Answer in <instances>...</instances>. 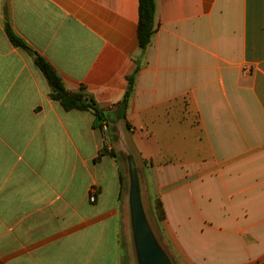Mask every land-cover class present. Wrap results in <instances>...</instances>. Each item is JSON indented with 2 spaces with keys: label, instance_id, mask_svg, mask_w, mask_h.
<instances>
[{
  "label": "crops",
  "instance_id": "obj_1",
  "mask_svg": "<svg viewBox=\"0 0 264 264\" xmlns=\"http://www.w3.org/2000/svg\"><path fill=\"white\" fill-rule=\"evenodd\" d=\"M138 23L139 0H0V264H87L107 244L121 264V153L178 264H264V0H156L145 51ZM39 56L111 115L139 64L119 141L50 98Z\"/></svg>",
  "mask_w": 264,
  "mask_h": 264
},
{
  "label": "trees",
  "instance_id": "obj_2",
  "mask_svg": "<svg viewBox=\"0 0 264 264\" xmlns=\"http://www.w3.org/2000/svg\"><path fill=\"white\" fill-rule=\"evenodd\" d=\"M156 0H139V23H138V41L139 47L145 51L152 41L154 35V22H155ZM6 34L13 46L24 50L25 52L32 53L30 46L20 38L14 30L6 24ZM35 65L41 71L43 76L48 82L50 87V98L58 102L65 111L79 110L90 111L94 117V128L100 130L102 134L109 138L112 142H117L119 139L117 123L125 118L126 109L128 106L129 98L134 89L136 77L139 72V64L132 76L128 78V90L124 99L120 103L118 110L112 115L102 109L94 97L90 95L84 87L78 92H72L66 89L57 71L41 56L35 60ZM107 128V129H106ZM107 152V147L104 146L100 156ZM110 154L117 157L114 151ZM122 182H123V178ZM159 210L161 217L165 220V211L163 204L160 200Z\"/></svg>",
  "mask_w": 264,
  "mask_h": 264
},
{
  "label": "rangeland",
  "instance_id": "obj_3",
  "mask_svg": "<svg viewBox=\"0 0 264 264\" xmlns=\"http://www.w3.org/2000/svg\"><path fill=\"white\" fill-rule=\"evenodd\" d=\"M123 170H125V178L123 188V206L121 213V264H140L137 256V251L135 247L133 229H132V219H131V208H130V193H131V184H132V169L129 164H126V161L122 159ZM127 167V169H126ZM125 168V169H124ZM127 170V171H126ZM136 173V172H135ZM138 177L139 188L142 195V201L144 205L145 215L149 222V225L157 238V241L161 246L170 254V257L173 260V264H178L175 260V256L170 253L169 246L163 235V222L164 219L161 217L159 210L160 199L152 194V186L147 182L146 178L143 175V172L139 170V173H136ZM113 229L114 222H111L110 228L106 231V237L109 236L113 240ZM107 252H105V250ZM102 250L101 253H96L90 258L87 264H118L119 254L115 251L113 244H107L105 247H100Z\"/></svg>",
  "mask_w": 264,
  "mask_h": 264
},
{
  "label": "water",
  "instance_id": "obj_4",
  "mask_svg": "<svg viewBox=\"0 0 264 264\" xmlns=\"http://www.w3.org/2000/svg\"><path fill=\"white\" fill-rule=\"evenodd\" d=\"M119 140L120 136L118 141ZM121 157L126 161L127 165L129 164L133 174L129 203L131 208L132 229L139 263L173 264L170 254H168L167 251L157 241V238L155 237V234L153 233L146 218L142 195L139 188V180L138 177H136V173H139V169L136 167V165H134L132 159L126 156L124 153H121Z\"/></svg>",
  "mask_w": 264,
  "mask_h": 264
},
{
  "label": "built area",
  "instance_id": "obj_5",
  "mask_svg": "<svg viewBox=\"0 0 264 264\" xmlns=\"http://www.w3.org/2000/svg\"><path fill=\"white\" fill-rule=\"evenodd\" d=\"M95 195H96V189L95 188H92L91 189V195H90L91 202H94L95 201Z\"/></svg>",
  "mask_w": 264,
  "mask_h": 264
}]
</instances>
